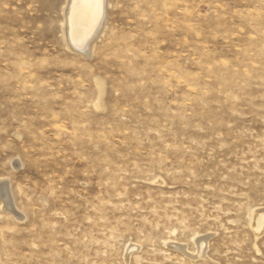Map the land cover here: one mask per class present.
Here are the masks:
<instances>
[{
  "label": "rangeland",
  "instance_id": "1",
  "mask_svg": "<svg viewBox=\"0 0 264 264\" xmlns=\"http://www.w3.org/2000/svg\"><path fill=\"white\" fill-rule=\"evenodd\" d=\"M64 2L0 0V264H264V0H110L91 58Z\"/></svg>",
  "mask_w": 264,
  "mask_h": 264
},
{
  "label": "bare ground",
  "instance_id": "2",
  "mask_svg": "<svg viewBox=\"0 0 264 264\" xmlns=\"http://www.w3.org/2000/svg\"><path fill=\"white\" fill-rule=\"evenodd\" d=\"M98 4V7L94 2L90 4L89 0H65L63 3L60 9L63 16L61 29L63 40L70 52L91 58L95 42L106 30L107 9L111 7L110 0H98ZM0 201L6 212L18 220L22 218V212L15 206L7 179L0 180ZM259 218L261 216L258 215L257 219ZM204 240L198 239L196 242L199 252L203 251L206 243Z\"/></svg>",
  "mask_w": 264,
  "mask_h": 264
},
{
  "label": "snow or ice",
  "instance_id": "3",
  "mask_svg": "<svg viewBox=\"0 0 264 264\" xmlns=\"http://www.w3.org/2000/svg\"><path fill=\"white\" fill-rule=\"evenodd\" d=\"M96 3V6L98 7L99 6V4H98V0H89V3L91 4V3Z\"/></svg>",
  "mask_w": 264,
  "mask_h": 264
}]
</instances>
